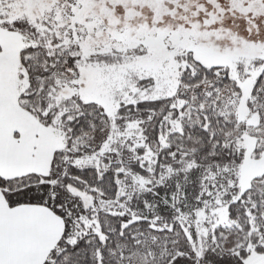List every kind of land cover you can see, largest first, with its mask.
<instances>
[{
	"label": "trees",
	"instance_id": "obj_1",
	"mask_svg": "<svg viewBox=\"0 0 264 264\" xmlns=\"http://www.w3.org/2000/svg\"><path fill=\"white\" fill-rule=\"evenodd\" d=\"M1 18L0 28L36 38L35 28L26 20L4 22ZM184 59L187 65L177 93L122 102L112 118L98 103L77 96L50 107L54 74L64 64L74 69L71 56L52 58L41 44L20 50L27 87L18 97L19 106L43 126H51L58 117L66 138L65 147L53 151L47 174L0 176V192L9 207L43 206L63 222V232L42 264H245L251 252L264 254V173L242 191L233 174L243 161V149L237 146L242 134L256 137L255 155L264 151V135L258 134L264 133V117L250 127L238 120L233 105L220 107L219 97L227 91L241 94L226 67L205 66L192 55ZM103 60L112 58H97ZM260 64L264 60L255 62ZM137 83L146 87L153 79L141 78ZM205 85L208 90L203 89ZM263 89L264 70L255 79L250 97L261 98ZM247 105L256 112L253 101ZM128 123L138 124L143 145L99 154L111 127L122 131ZM148 152L151 162L144 160ZM92 155L101 156L98 167L74 163ZM167 168L174 173L161 183ZM128 174L148 179L150 188L119 198L121 184L129 183ZM221 184L227 223L213 228L197 256L178 217L179 209H200L205 199L221 191ZM84 196L116 208L108 204L93 208ZM117 200L124 201V207ZM82 217L96 223L84 228Z\"/></svg>",
	"mask_w": 264,
	"mask_h": 264
},
{
	"label": "rangeland",
	"instance_id": "obj_2",
	"mask_svg": "<svg viewBox=\"0 0 264 264\" xmlns=\"http://www.w3.org/2000/svg\"><path fill=\"white\" fill-rule=\"evenodd\" d=\"M0 16L4 22L26 20L37 33L33 38L11 32L16 33V38L3 37L0 42L5 50L0 56V115L7 127L18 132L22 146L26 144L29 151L46 159L53 151L65 147L66 138L58 117L51 126H43L19 106L17 94L25 90L27 80L20 65L15 69L14 53L18 45L21 50L41 44L52 58L71 56L74 69L64 64L54 74L50 107L77 96L82 101L98 103L113 118L122 102L177 93L181 72L187 65L184 57L192 55L205 66L226 67L240 86V95L227 91L219 97L220 107L233 105L238 120L250 127L257 126L260 117H264V89L261 98L250 97L255 79L264 70V64L255 65L264 60V0H0ZM100 56L112 60L97 61ZM141 78H152L153 84L140 87L137 81ZM203 89L209 87L205 85ZM249 100L256 112L249 109ZM258 134L264 135L263 131ZM143 143L138 124L128 123L122 131L111 127L99 154L118 152L122 147L133 150ZM237 144L244 156L233 174L242 191L254 177L264 173V151L255 155L256 137L247 133L241 135ZM100 157L86 156L74 163L98 167ZM144 160L151 162L149 152ZM31 166H35L33 161ZM36 171L41 172L42 167ZM173 173L167 168L160 182ZM128 179L129 183L121 184L119 198L150 188V181L141 176L129 175ZM227 182L233 185L234 180L228 178ZM220 186L221 191L205 199L200 209L194 212L179 209L178 217L197 256L203 252L213 228L227 223L225 191ZM84 198L93 208L107 204L116 208L108 202L93 203L91 196ZM116 203L124 207V201ZM29 221L39 225L41 217L32 216ZM82 223L89 228L96 222L82 217ZM244 263L264 264V254L251 252Z\"/></svg>",
	"mask_w": 264,
	"mask_h": 264
},
{
	"label": "crops",
	"instance_id": "obj_3",
	"mask_svg": "<svg viewBox=\"0 0 264 264\" xmlns=\"http://www.w3.org/2000/svg\"><path fill=\"white\" fill-rule=\"evenodd\" d=\"M15 36L16 33H7L0 28V42L3 37L12 39ZM4 54L0 43V56ZM14 56L17 69L20 65L19 45ZM17 95L19 97L20 94ZM52 153L46 159L29 151L26 144L22 146L18 132L7 127L4 116L0 115V176L11 178L36 172L45 175L50 169ZM32 161L35 166H31ZM41 167V172L36 171ZM32 216H40L41 223L35 225L29 221ZM62 232V220L48 208L38 205L9 207L0 192V264H42Z\"/></svg>",
	"mask_w": 264,
	"mask_h": 264
}]
</instances>
